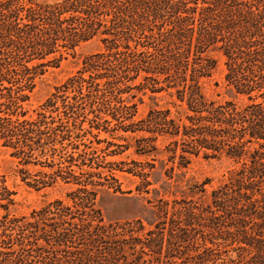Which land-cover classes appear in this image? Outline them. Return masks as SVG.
<instances>
[{"label": "trees", "instance_id": "1", "mask_svg": "<svg viewBox=\"0 0 264 264\" xmlns=\"http://www.w3.org/2000/svg\"><path fill=\"white\" fill-rule=\"evenodd\" d=\"M95 38L102 48L83 58L82 67L55 88L35 118H26L21 102L29 96L24 92H32L43 67L56 60L46 58L57 53L62 58V50L75 53ZM211 48L226 59V91L246 96L248 104L216 101L203 92L201 79L210 77L216 65L203 56ZM33 62L40 63L28 65ZM139 77L143 83L133 85ZM146 88L150 99L166 92L178 100L179 104L170 103L177 108L174 117L167 108L132 120L136 105L125 104L121 94ZM106 112L124 132L168 136L171 144L181 146L182 160L202 153L240 164L211 192L204 211L212 247L204 245L189 263L170 264L215 263L220 251L213 246L218 243H236V249L248 251L245 264H264V0H0L2 147L12 148L11 156L22 165H28L36 151L51 159L44 165L50 172L20 175L21 181L36 191L59 184L75 186L68 196L80 211L76 214L62 200H54L28 215H11L8 207L14 204V193L0 174V207L5 210L0 216V264H41L43 252L48 256L53 252L54 260L47 257L42 264H56L61 253L71 260L68 264H169L161 257L177 258L173 253L177 241L166 238L163 229L167 222H175V216L180 219L182 210L173 207L169 216L159 208L164 219L146 229L140 220L105 223L95 208L97 194L110 192L111 187L102 182L101 172L93 171L101 167L94 153L84 150L89 147L82 138L86 134L95 138L91 129L99 132L101 123H111L101 122ZM88 114L93 115L89 130L81 134L79 129L73 136L69 125L76 127L77 120ZM127 120L132 121L125 125ZM201 185L195 184L190 194ZM199 192H205L203 187ZM218 221L224 222V231L216 229ZM231 228L244 234L242 238Z\"/></svg>", "mask_w": 264, "mask_h": 264}, {"label": "rangeland", "instance_id": "2", "mask_svg": "<svg viewBox=\"0 0 264 264\" xmlns=\"http://www.w3.org/2000/svg\"><path fill=\"white\" fill-rule=\"evenodd\" d=\"M38 1L53 3L57 0ZM101 48L100 40L95 38L77 47L75 53L62 50V58L58 53L47 57V61L56 60L43 67L44 72L35 78L33 91L24 92L29 96L27 101L21 102L22 110L26 112V118H35V112L39 110V106L49 95L54 93L55 88L62 85L82 67L83 58ZM203 56L216 61L210 77L201 79V87L205 95L216 101L232 100L238 105L248 104L250 101L246 96H235L226 91L224 80L226 59L221 52L211 48ZM190 58L193 57L190 56ZM46 60L43 62L45 63ZM36 63L40 62H33L28 65H35ZM187 73L190 74V71ZM84 76L87 78V74ZM163 78V76L160 77L161 81ZM139 83H143L142 77L135 80L133 85ZM130 84L127 83L126 85ZM160 85L165 86V83ZM147 87L151 86L148 84ZM149 96H152L149 88L144 90L132 89L121 94L125 104L130 102L136 105L137 113L132 120L144 119L154 109L163 111L167 108L171 110V117H174L177 108L170 103L179 104L175 97H167L166 92L155 94V99H150ZM257 101L261 102L262 99ZM110 115L109 113L101 114V122L108 120L111 123H101L99 132L91 129L94 134H97L95 138L89 134L82 138V142L89 148L84 149L82 145L80 146V150L84 149L88 153H94L95 162L101 168L93 169V171L101 172L102 177H105L102 182L111 187L109 188L110 192L100 191L97 194L95 208L100 210L105 223H126L140 220L146 229L154 228V224L150 227L149 223L152 224L154 221L157 223L164 219L163 213L158 210L159 208L166 209L169 216L172 214L173 207L182 210L180 219L175 216V222H167L163 229L166 238L177 241L174 245L176 250L173 252L177 258L166 260L161 257V260L169 264L173 262L189 263L191 257L195 256L197 252L203 251L204 245L212 247L208 242L211 231L204 226L208 223L204 211L211 202V192L223 185L228 172L239 167L240 164H235L223 155L216 158H205L202 153L198 156L186 155V159L182 160L178 157L181 146L176 147L171 144V139L168 136L153 135L145 131L124 132L116 121H112ZM0 116H3V113H0ZM52 116L57 117V114L53 113ZM92 118L93 115L88 114L86 119L77 120L76 127L69 125L73 131V136L79 133V129H82L81 134L89 130V120ZM132 120H127L124 124L128 125ZM56 133L60 134L59 132ZM147 137H155V139H146ZM64 143L67 144L68 141ZM56 146L59 147V144ZM13 151L12 148L2 147L0 140V174L5 176L8 188L14 193L12 196L14 204L8 207V212L11 215H28L31 211L39 210L54 200H62L64 205L69 206L76 214H80V211L77 212L76 210L79 208L73 206L72 200L68 196L75 189V186L59 184L52 188L36 191L21 181L20 175L30 174L34 176L38 172H50L51 170L44 165L51 164V159H46L36 151L30 159V163L22 165L20 159L11 156ZM68 151L72 152L70 146ZM180 164L185 165V167H180ZM73 168L77 171V168ZM84 169L88 170L89 168L84 167ZM20 171L24 173L22 174ZM205 180H208L209 183L201 185ZM195 184L201 185V187L197 189L196 194L192 195L190 193L196 190L193 187ZM202 187L205 192H199ZM161 201L169 204L165 206ZM192 212L195 216H192ZM4 213L5 210L0 207V216ZM187 220L191 221L193 226H187ZM225 221L230 223V220L225 219ZM223 223V221H218L216 229L224 231ZM233 225L240 229L236 221ZM234 230L231 228L229 231L233 232L235 237L242 238L244 234L234 232ZM179 237L181 240L178 239ZM216 246L213 248L220 251L217 256L218 260L209 264H245L249 260V252L236 249L238 247L236 243L232 245L221 243L218 248ZM37 253H41V251ZM42 255L44 256L42 263L49 260L47 257L54 260L53 252L49 256L47 252H43ZM59 257L60 259L55 261L56 264H68L71 261L67 260L65 253H61Z\"/></svg>", "mask_w": 264, "mask_h": 264}]
</instances>
